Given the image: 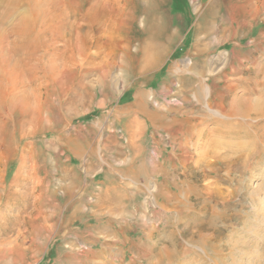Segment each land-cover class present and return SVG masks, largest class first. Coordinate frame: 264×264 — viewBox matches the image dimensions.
<instances>
[{
	"label": "rangeland",
	"instance_id": "obj_1",
	"mask_svg": "<svg viewBox=\"0 0 264 264\" xmlns=\"http://www.w3.org/2000/svg\"><path fill=\"white\" fill-rule=\"evenodd\" d=\"M105 1L79 12L104 8L96 32L104 43L83 54L80 32L65 30L72 44L48 53L51 77L37 74L29 116L1 117L0 264H264V112L256 114L264 110V0H137L122 28ZM49 2L36 9L48 39L62 15V1ZM19 17L2 35L14 39ZM151 36L166 48L148 69L120 50L105 57L125 43L139 57ZM125 89L145 93L146 114L164 116L156 127L146 117L132 124L137 143L157 148L147 155L157 163L149 179L129 181L135 195L121 223L107 212L114 201L99 206L92 188L104 162L130 156L114 107ZM71 175L81 177L74 190L62 179Z\"/></svg>",
	"mask_w": 264,
	"mask_h": 264
},
{
	"label": "bare ground",
	"instance_id": "obj_2",
	"mask_svg": "<svg viewBox=\"0 0 264 264\" xmlns=\"http://www.w3.org/2000/svg\"><path fill=\"white\" fill-rule=\"evenodd\" d=\"M44 1L46 2L47 0H26L25 2L24 0H0V9L4 7L3 10H0V30L2 29L3 26L8 25V23L14 18V16L17 15L20 16L18 19L19 22L17 21L11 27L12 32L15 35L14 39H9L7 35H2L0 31V39L4 41L0 47V121L2 120L1 117H3L4 115L8 116L9 120L12 121L19 116L21 117L29 116L31 109H30V95L28 94H30L29 92H30V88L32 87V84L35 83L36 79H38L37 74L39 72L42 73V78L51 77L45 73L46 64L48 62V58H47L48 53L51 51L53 52L54 50L56 52L58 50L59 46H56L55 43L59 41L63 42L64 44L63 47L72 44L71 38L70 37L67 38V34L65 35L64 33L65 30L70 31L71 33L73 30L80 32L79 39L82 44V49L84 52L83 54H86L87 52L86 49L88 50L92 46H95L97 49V47H100L101 44L104 43V42L100 43L98 40L99 35H96L97 30H99V25L103 19L102 15L104 13L103 10L104 8L99 7L98 3L97 4L92 3L91 6L89 7L90 9H88L85 15L79 13L81 11L82 5L84 6L85 4L97 0H61L62 15L60 17L61 21H59L61 22V24L60 25L58 24L59 25L58 33L52 35L50 39H48V35L43 37V35H46L47 29L44 28L42 31H40L39 30L40 25L37 22V17L39 14H37L36 9L42 3H45ZM49 1H50L49 5H52L51 9H56L58 7L56 0H49ZM109 1L113 6H115V8L117 9L116 11L120 13L119 14L118 12H116L115 14L116 16L117 13L120 15V16L118 15L119 17L118 19L117 18L115 19L116 22L118 21L117 26H119V28L126 27L128 25L129 20H131L130 18H128L129 16H127V13L134 12L132 11V9L129 10L126 9V6L128 8L129 7L128 5L132 6L133 4H136L137 0H106L105 2H109ZM142 1L145 2L146 0H142ZM149 2H150L149 4L152 3L151 0H149ZM157 3L158 1L157 2L154 1L153 4L157 5ZM116 4H118L119 7ZM22 8L25 9L23 13H21ZM135 11L137 13V10ZM113 26H115V24ZM109 46L111 45L109 44ZM112 46L114 47V48L111 47V49L113 48L112 53L109 54L110 52H107L109 55L105 56L107 57V60L111 58L112 55H115V52L117 50H120L121 55L124 56L127 62L137 63L139 61V67H140L139 71H143L145 69H148L156 65L160 61V58L164 54V50L166 48L165 44L161 42L160 43L157 42L154 36H151L148 41L147 40L144 41V43L139 47L140 48L139 57L132 55L131 53L128 52L126 48V43L124 46H120V47H117L116 44H113ZM87 57L90 60H95L97 58H100L97 52L89 53ZM114 57L115 56H112V58ZM17 69H18V73L15 72V70ZM16 75L20 76L22 79L16 80L15 79ZM54 76L52 75V77ZM54 82L58 84L57 81ZM62 88L63 86H61V91ZM44 102H45V107L47 105H50L49 99H45ZM254 107L251 106V108H249V111H252V109H254L255 112ZM261 112H264V110L260 112H256V114ZM258 118H259L258 121L264 122V113L258 116ZM6 122L7 121H5L4 123ZM260 137L263 138V136L261 135ZM256 140L258 139L256 138L255 141ZM260 140L261 139L259 138L258 141L260 142ZM257 153L259 156H262V154H264V145L262 148H259L257 150Z\"/></svg>",
	"mask_w": 264,
	"mask_h": 264
},
{
	"label": "crops",
	"instance_id": "obj_3",
	"mask_svg": "<svg viewBox=\"0 0 264 264\" xmlns=\"http://www.w3.org/2000/svg\"><path fill=\"white\" fill-rule=\"evenodd\" d=\"M126 96V100L122 101V99ZM144 97H146L145 93L139 89H137V91L125 89L119 95L114 105L117 111L116 119L123 122L122 131L127 139H132V142L129 143L131 153L130 156L126 157V160L124 158L121 159L118 157L119 160L121 159V162L119 163H109L107 161L104 162V167L101 168L99 175H96L100 178L98 179V181H96L99 184L98 186H96L97 190H94L95 188H92V193L96 192L97 194V196H95L100 203L99 206L108 207L110 205V202L114 201V205L115 207L117 206V209H115V207L111 205V207L109 208H113L114 210L110 209L107 212L114 211L113 214L116 215L114 216L116 222H124V219L127 216L126 213L129 211L128 208H126L127 198L130 199V197H133L135 195V191L129 189V181H131L132 183V181L136 180L140 181L149 179L150 176H152L151 173L154 172L151 169V164L157 163L155 159L152 160V158H150L153 154H156L157 148L154 150V148H150L148 146H144L143 144L137 143V140L135 139H137L138 137L132 128V124L135 121H138V118L140 117L148 118L150 123L153 124L154 127H156L155 125H157L156 121L158 119V116H164L154 111L148 112V114H146L147 111L144 110L142 102V98ZM143 135L144 132L141 133L139 139H142ZM148 151H151L152 155L147 159ZM71 153L72 158H74V155L79 156L80 154V152L78 151H71ZM119 155H121L120 152ZM93 177H95V174ZM80 178V176L75 175L62 176V179L68 181V183L73 182V186L68 187L69 190H74L77 188L74 180L79 181ZM131 188L134 187L131 185ZM90 191H88V193ZM113 198L116 200H112ZM76 211L79 210L76 209ZM111 220H113V218H110L108 216L105 218V220H100V223L102 224V227H100L102 234H108L106 231V226L109 224L108 222H111Z\"/></svg>",
	"mask_w": 264,
	"mask_h": 264
}]
</instances>
